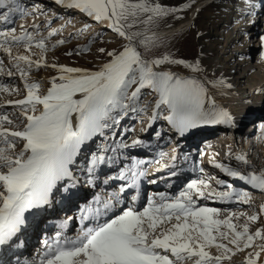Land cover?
Listing matches in <instances>:
<instances>
[{"label": "snow or ice", "instance_id": "1", "mask_svg": "<svg viewBox=\"0 0 264 264\" xmlns=\"http://www.w3.org/2000/svg\"><path fill=\"white\" fill-rule=\"evenodd\" d=\"M54 2L78 11L112 37L104 41L97 33L83 47L65 51L80 56L99 42L91 67L49 62L50 51L91 25L64 37L70 21L52 27L63 17L50 15L41 0H0V77L20 82H0V93L19 97L0 98V254L9 257L0 258V264H13L10 257L15 264H264V223L256 226L264 217V203L251 214L206 203L251 208V190L264 193V163L233 154L229 145L227 162L213 153L208 164L251 190L196 163L191 165L196 178L181 181L177 161L188 163L192 156L184 152L181 157L178 142L169 151L160 148L161 141L195 138L206 126L236 127V115L221 100L234 88L223 68L203 45L193 57L176 54V45L189 35L197 40L205 35L197 23L203 12L212 8L219 16L229 5L216 0ZM258 9L264 11V0H241L236 23H255ZM29 17L32 22L20 23L18 31L16 21ZM258 39L264 64V34ZM234 55L246 58L241 52ZM41 68L54 74L46 81L31 79L33 69ZM127 120L140 123L139 132L151 129L148 140L134 125L122 123ZM260 128L264 139V124ZM135 149L155 154L141 158ZM197 154L202 163L206 152L197 147ZM165 172L177 178V189L145 195L143 184H156L164 179L156 174ZM85 188L111 191L78 205L86 199ZM54 204L78 207V216L59 220L37 255L21 261L29 231L47 220ZM72 221L78 228L69 236ZM238 254H244L243 260L233 261Z\"/></svg>", "mask_w": 264, "mask_h": 264}, {"label": "rangeland", "instance_id": "2", "mask_svg": "<svg viewBox=\"0 0 264 264\" xmlns=\"http://www.w3.org/2000/svg\"><path fill=\"white\" fill-rule=\"evenodd\" d=\"M52 1L54 2V0H52ZM236 1H237V3H236L237 6L228 4L229 7H228L227 11H220L219 16L213 15V13H214V11H216V9L209 8L207 11L203 12L200 19L197 21V23L201 27L202 31H204L205 35L202 38H200L199 40H197L194 36L189 35L185 41H182L176 45V48L179 49V51L176 54L178 57H189L190 58V57H193L200 50L201 45H204V49L206 47L205 50L206 51L208 50L207 52L210 53L211 59L215 60L216 63L220 67L223 68L225 75L230 76V82L234 85L233 90H234L237 98L236 97L233 98L230 95L228 97L221 98L222 102L226 103L227 105H228L229 101L232 102L233 105H235V107H237L236 110H237V112H239V115L242 117H246V115H250L252 113H254L253 116L256 117V118H252V116H251L250 118L246 117L244 119V122L242 123V125L240 127V128H242V130L238 131V132H244V131L247 132L248 126L251 124H253L255 126L253 129L258 130L257 129V126H258L257 122H259V120H261V119H264V117H260V116H264V114L258 115V111L261 108H256L264 102V90L260 89L261 91H257V89L259 87H256L254 89L249 90L248 86L245 85V81H244L245 79H243V77H244V72L242 73L243 63H241V60H239L234 55L237 52L242 53V47L244 46V41L246 39L244 37L243 33H247V36L249 37V39H251V37L253 36V35H251L253 33L250 31V29H246L241 34L242 35L241 38L239 40H237L236 43H232V39L234 37L233 33L242 28V24L236 23V20L239 19V8L241 6V0H236ZM26 2L31 3L32 0H26ZM41 2L44 3L43 0H41ZM53 2L46 4L47 9L51 10L49 14L51 15V12H55V13L60 14L63 18L56 20L53 23L52 27L59 28L61 25H64L66 21H70V23H68L67 26L63 29L62 35L64 37H68L70 33L77 32V30L82 28L85 23H88L91 26L84 31L82 36L74 37L70 43L59 46L55 50V52L50 51L48 53L49 62L62 63V64H66L69 66L91 67L93 65V63L96 62L95 56H94L96 48L98 46H102L99 42H95L92 44V51L90 53L82 52L80 54V56H76V55L66 56V55H64L65 51L72 50L77 45L83 47L84 45H86L89 42V39L95 37L97 35V33H99L101 36H103L104 41H107L109 39V38H107V35L110 33V31L107 29L99 28V26H97L94 23H92L91 21H89L86 17H83L78 11L65 10L67 12L64 13L63 12L64 9H58L57 7H59V6L56 5L55 2L54 3ZM166 2H168V0ZM56 8H57V10H55ZM258 17L255 18V23H253V24L258 25V27H261L262 24L261 23L259 24L260 19ZM30 18L31 17H29L25 21L17 20L16 21L17 30L19 31V24L20 23L30 24L32 22V20ZM256 25H254V26H256ZM213 34L221 36V39L219 40L217 46H215L216 42H215L214 37L212 36ZM57 38H59V37H54L53 40L57 39ZM249 45H250V47L254 48L255 46L258 45V43L256 45L255 40H254V41H251V43ZM176 48H173L172 51L176 52ZM13 51L14 52H17V51L22 52L23 49L22 48L21 49H13ZM2 55L3 54L0 53V56H2ZM251 61H252V59H250V63H251ZM53 74H54V72L51 69H43V68H41L39 70L33 69L30 78L33 80L44 79L46 81V78L49 77L50 75H53ZM0 82H12V83H15L17 86H20V82H19L18 78H11V80H10V78L3 76V77H0ZM250 83H255V82L253 81ZM46 86L47 85L45 83V87ZM0 96H1L0 98H3V99H12V97H13V96H8V95L3 94V93H0ZM241 100L243 103H241ZM135 122H136L135 120H127V121H124L123 123H127L129 126L134 125L136 127L137 122L136 123ZM219 126H220V128H217V129L213 128V131L216 132L217 135H220L222 133V131L225 130L226 128L229 129L228 127H226L224 125H219ZM154 127H159V124L154 125ZM210 127H212V126H206V128H204V129H207V130L201 131L199 134H211V133H213V131H210ZM139 129L138 130L136 129L137 133L139 132ZM245 129H247V130H245ZM229 133H230V131L228 132V134ZM138 135L141 139H144V135L145 136L151 135V129H149L148 132H139ZM238 137H239V134H236L235 137L234 136L229 137V138H231V139H229L230 140L229 142L225 141V143H227L226 146H229V145L231 146V150H232L233 154L244 152L243 147L241 145H239L238 139H240V138H238ZM146 139L147 138H145L144 140H146ZM202 141H203V138H201V137L194 138V140H193L194 147L192 150L195 151L194 152V161L196 164H199V162H200L198 154H197V147L203 149L202 144H201ZM164 143H166V142L163 141L162 144H164ZM224 149H225V151H227V147H225ZM225 151H222L221 154L217 156L218 161L227 162L228 157L222 156V154H225ZM218 152H220V151L218 150ZM219 156H222V157L220 158ZM232 162H233V165H235L237 163L234 159V155L232 157ZM185 174H186V176L181 181H186L187 179H191L194 177L193 175L190 174L189 171H187ZM196 176L194 178H196ZM219 178L228 179L229 182H231L230 178H226L224 176H221ZM145 184H147V183L145 182L144 186H145ZM153 187L155 188L156 186H153ZM142 191H143V189H142ZM145 192L147 193V191H145ZM211 202H212L211 200L206 202L208 207H221V208L232 207L233 210H240L241 209L240 211L245 210V211H248L250 214L252 212L258 211L257 206H255V207L252 206L251 208H249L246 205H241L239 207V209H236V207L234 205H222L218 202L217 203L215 202L213 204ZM71 208L72 207L59 209V211L55 214V216H53V218H54L53 220L58 219L63 211H65L66 213L70 212L72 210ZM260 223H264V217H262V219L257 222L256 226H258ZM72 225L74 226V224H72ZM71 228H72V226H71ZM55 230L56 229L54 228V229H51L50 231L53 232ZM40 238H41V235L40 234L37 235L36 241L33 242L32 245L29 246L28 250L31 253L33 252V249L41 246L40 245L41 242L39 241ZM237 256H238V260L240 259V261L243 260V258H244V254H238ZM1 258L6 259L7 257L1 256ZM13 261L15 262V260H13Z\"/></svg>", "mask_w": 264, "mask_h": 264}, {"label": "bare ground", "instance_id": "3", "mask_svg": "<svg viewBox=\"0 0 264 264\" xmlns=\"http://www.w3.org/2000/svg\"><path fill=\"white\" fill-rule=\"evenodd\" d=\"M43 2H44L43 5L45 6V8H47L46 4L52 3L53 1L52 0H43ZM176 2H177V0H168L167 3L174 4ZM216 2L217 3L223 2V3L229 4V5H236L237 6L236 0H216ZM257 2H258V0H257ZM57 8L62 9L60 7H57ZM57 8L55 10H57ZM63 12L65 13L67 11L64 10ZM256 17H258L260 19L259 24L260 23L262 24L261 27H258V25H256V24H248L244 20L240 21V24H242L241 29L243 30V32L246 29H250V31L253 33V34H251V35H253L251 37L252 40L249 39V37L247 36V38L244 41V46L242 47V53H244L245 57H246L245 60H243V62L241 61V63H243L242 73L244 72L243 79H245L244 80L245 85L248 86L249 90L254 89L256 87H259L258 89L264 90V64L259 62L260 42L258 39L259 34H264V11L258 9ZM254 25H256V26H254ZM241 29H239L233 33L234 37L232 39V43H236L237 40H239L241 38V36H242L241 34L243 33L240 31ZM212 36L214 37L215 42H216L215 46H217L219 40L221 39V36L220 35L218 36L215 34H213ZM110 37H112L111 32L107 35V38H110ZM254 40H255V44L257 45V43H258V45L253 48V47H250L249 44L251 43V41H254ZM205 49H206V47H205ZM250 59H252L251 63H250ZM227 76L230 80V76L229 75H227ZM253 81L255 83H250ZM231 91H232L231 96L233 98H235V97L237 98L234 90L232 89ZM15 98H19V97H12V99H15ZM241 103H243L242 100H241ZM228 105L230 106V108L232 109L234 114L236 115V122H237L236 127L229 128V129L226 128L225 130L222 131V133L220 135H217V133L213 131V128L217 129V128H220V126L214 125V126L210 127V131H213V133H211V134H198V136L195 137V138H198V137L203 138V141L201 142V144L203 146L204 151L206 152V155L203 158V162L202 163L199 162V166L204 167L207 173L212 174V175H216L218 178L223 176V174L220 173L218 169H214L211 165L208 164V156L213 154V153H219V155H220L222 151H225L224 148L227 145V143H225V141L229 142L230 141L229 139H231L229 137H233V136L235 137L236 134H239L238 138H240V139H238V140H239V145H241L243 147V150H244L243 154H246L247 158L250 159L253 164H256L259 166L261 163H264V139H261L262 131L260 128V125L264 124V119H261V120H259V122H257V125L259 127L258 130L253 129L254 125L251 124L248 126L247 132H245V131L244 132H238V131L242 130V128H240V127H241V125L244 122V119L246 117H249V118L251 116H252V118H256V117L253 116L254 113H252L250 115H246V117H242L239 115V112H237V110H236L237 107H235V105H233L232 102L229 101ZM256 108H261L258 111V115L264 114V102ZM260 117H264V116H260ZM140 127H142V125L140 123H137L135 128L138 130ZM249 128H252V129H249ZM206 130L207 129H204L203 131H206ZM228 130L230 131L229 134H228V132H229ZM148 137L149 136L144 135V139L147 138L146 140H148ZM193 140H194V138L189 139V140H183V139L176 138V141L173 143L162 144L163 141L160 142V148H162L164 151H169V149L171 147H175L176 142H178L180 144V148L178 149L179 155L182 157L184 152H189L190 155L192 156V160L189 161L188 163H185L182 159L177 161V164L179 165L178 176L180 177V180L184 179V177L186 176L185 173L187 171H189L190 174L193 175L194 177L197 175V173H193L191 171V165L193 163H195V161H194V152L195 151L192 150L194 147ZM150 142L153 144L157 143L155 138H153ZM207 144H210L211 147L210 148L207 147L206 146ZM220 145H222L221 148H220ZM218 150L220 152H218ZM133 154H135L141 158H151L155 153H154V151H149V150H145V149H135V150H133ZM222 156L226 157L225 154H222ZM222 156H219V157L221 158ZM223 162H225V161H223ZM161 175H163V177H164L163 180L158 179L156 184H148L147 183V184H145V186L143 184L142 189L143 188H149V189H147L148 194H151V193L156 192V191H169V192L175 191V189H177V186L179 183L177 178L176 177L169 178L166 172L162 173V174L161 173L156 174L157 177H159ZM150 178H152V177H150ZM165 180H167L170 184H172L173 187L168 188L166 186V184L164 183ZM231 182H233L234 185L237 187H245L246 189L251 190L249 188V186L243 185L242 182L232 181V180H231ZM153 186H156V187L154 188ZM94 191L99 192V193L101 192L100 194L102 196H104V195H106V193L108 191H111V189L106 188L103 191H101L100 188H97V189H94ZM251 191H252V205H253V207L257 206L259 208V205L264 202V193H260L257 190H251ZM83 194H86V199L79 200L78 205H84L85 203L91 201L92 196L94 195V193L93 194L90 193V190L88 188H85L83 190L82 195ZM211 203L214 204L215 201H212ZM62 208H67V207H62L61 205L54 204L53 208L49 209V211L47 213V220H44L43 222L39 223L38 228H35V229H32L29 231V234L26 238V248L24 249V255L20 257L21 261H23L25 259H31L37 255L38 252H36V251L38 250V248L33 249L32 253L28 250L29 246L32 245V243L36 241L37 235H39V234L42 235L41 236V242H42L45 239V237H51L52 235H54L55 231L51 232L50 230L55 228V224L59 220L65 219L67 216H73L74 218L78 216V211H79L78 207H72L71 208L72 210L70 212L66 213L65 211H63L58 219L53 220L54 219L53 216H55V214L59 211V209H62ZM72 224H74V226ZM71 226H72V228H71ZM68 228L69 229L71 228V231L68 232L67 235H69V236L74 235L77 228H78V223L75 221L69 222ZM41 248H42V244L40 246V250H41ZM1 256H3V254H0V258H1ZM8 258L9 257H7L6 259H8ZM10 258L12 259V261L15 260V257H10ZM260 260H264V253L261 254ZM233 261H240V259L238 260V256H234ZM13 264H15L14 261H13Z\"/></svg>", "mask_w": 264, "mask_h": 264}]
</instances>
